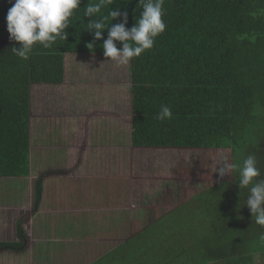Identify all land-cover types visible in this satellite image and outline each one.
Masks as SVG:
<instances>
[{
    "label": "trees",
    "instance_id": "16d2710c",
    "mask_svg": "<svg viewBox=\"0 0 264 264\" xmlns=\"http://www.w3.org/2000/svg\"><path fill=\"white\" fill-rule=\"evenodd\" d=\"M11 2L0 0V40ZM88 2L74 12L66 41L34 46L26 60L11 51L19 47L12 40L0 51V179L30 175V86L63 84L67 55L104 56L107 30L99 41L84 30L94 19L83 17ZM139 2L111 0V10L127 13V29L139 18ZM163 8L164 32L129 65L130 146L227 150L230 162L253 154L264 179V0H164ZM162 105L171 119L156 118ZM34 188L37 210L43 178ZM247 195L232 173L132 234L101 264H264V226L244 206ZM189 205L196 214L183 215ZM197 215L204 221L198 227ZM16 241L0 242V252L24 251L20 221Z\"/></svg>",
    "mask_w": 264,
    "mask_h": 264
},
{
    "label": "rangeland",
    "instance_id": "374dc122",
    "mask_svg": "<svg viewBox=\"0 0 264 264\" xmlns=\"http://www.w3.org/2000/svg\"><path fill=\"white\" fill-rule=\"evenodd\" d=\"M130 100L129 66L104 56L67 55L63 84L30 86V175L0 179V242H17L20 221L25 249H4L0 264L104 263L132 234L230 179L213 172L227 150L133 149Z\"/></svg>",
    "mask_w": 264,
    "mask_h": 264
},
{
    "label": "clouds",
    "instance_id": "9594fccd",
    "mask_svg": "<svg viewBox=\"0 0 264 264\" xmlns=\"http://www.w3.org/2000/svg\"><path fill=\"white\" fill-rule=\"evenodd\" d=\"M81 0H15L6 15V30L10 40L19 47L11 48L14 55L28 59L34 46L50 49L58 41H66L68 34L65 29L70 27L71 19ZM111 0H93L84 8L83 17L94 18L85 24V29L93 32V39L101 40L107 30V39L102 45L103 55L114 62L117 67L129 66L132 60L140 57L145 51L151 50L155 39L164 32L166 25L164 0H140L142 11L131 29L126 28L127 13L111 10ZM118 17L122 22L112 25ZM111 25V26H110ZM116 42L122 45L118 50ZM93 49V44L87 45ZM158 120L172 118V110L162 105L156 117ZM220 165L219 168L216 166ZM215 172L220 179L236 173L239 189H247L248 195L244 206L250 210L255 223L264 226V179H261L257 158L247 155L242 162L229 161L222 157L216 164Z\"/></svg>",
    "mask_w": 264,
    "mask_h": 264
},
{
    "label": "water",
    "instance_id": "95a60500",
    "mask_svg": "<svg viewBox=\"0 0 264 264\" xmlns=\"http://www.w3.org/2000/svg\"><path fill=\"white\" fill-rule=\"evenodd\" d=\"M14 3H15V0H12L11 7L13 6ZM9 40H10L9 34H8V32H6V34L4 35V37L0 40V51L7 44V42ZM0 114H1V110H0Z\"/></svg>",
    "mask_w": 264,
    "mask_h": 264
},
{
    "label": "crops",
    "instance_id": "0c3cea01",
    "mask_svg": "<svg viewBox=\"0 0 264 264\" xmlns=\"http://www.w3.org/2000/svg\"><path fill=\"white\" fill-rule=\"evenodd\" d=\"M74 226V225H73ZM67 227V226H66ZM94 261L90 262L89 264H92Z\"/></svg>",
    "mask_w": 264,
    "mask_h": 264
}]
</instances>
